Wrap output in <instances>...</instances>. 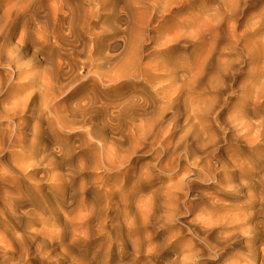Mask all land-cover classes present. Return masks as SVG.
<instances>
[{
	"label": "bare ground",
	"instance_id": "bare-ground-1",
	"mask_svg": "<svg viewBox=\"0 0 264 264\" xmlns=\"http://www.w3.org/2000/svg\"><path fill=\"white\" fill-rule=\"evenodd\" d=\"M23 4L20 2L6 12L7 23L19 28L17 21L24 22L26 15L29 16L35 21L34 37L25 40L26 43L23 40L0 42V64L14 68V61L24 57L30 59L27 68L41 63L48 64L49 68L22 78L33 89L25 101L19 98L0 102V154L10 148L13 163L10 169L0 165V195L3 206L10 211L17 212V207L29 202L49 215L40 221V229L33 225L27 241L38 240L41 248L45 247L43 257L49 259V250L55 247L63 256H70L75 243L81 240L77 229L84 218L78 215L70 218L59 213L66 203L61 191L66 190L69 183L54 176L50 189L59 194V200L52 207L46 201L47 195L40 193L37 198L29 186L42 180L35 172L37 166L62 164L63 157L55 155L56 147L51 138L76 129L78 122L74 118L81 115L82 108L77 104L75 109L61 116L53 100L66 88L79 86L84 77L82 71L88 69L87 76L101 82L136 83L134 86L140 87L131 90L133 95L143 90L146 85L143 81L160 79L165 99L161 109L163 118L170 107L183 105L189 128L181 138V146L186 152L185 161L194 168V176L184 182L179 194L166 200V205L171 212L170 218L178 222L184 211L191 212L201 205L204 206L202 211L210 207L212 210L205 212L207 217L199 216L195 226L200 234L212 233L214 241L209 242V236L201 238L195 233L197 241L182 245L181 249L176 245L174 255L183 259L182 264H259L257 255L261 253L260 240L264 236V230L260 229L261 224L264 228V222L259 221L264 217V198H261L264 176H259L264 168L262 6L255 0H51L49 11L42 15L43 5ZM90 4L97 7H89ZM110 18L115 22L106 29L105 22ZM98 29L101 31L97 32ZM109 30L115 32V36L124 35L121 55L125 52V57H119L111 67L102 70V60L109 64L117 58L100 50L101 42L102 46H110L101 39ZM146 38H155L152 42L161 48L159 62L143 64L142 42ZM189 47L192 49L185 56L177 54L180 49ZM61 50L73 56L70 63L55 60ZM2 90L5 85L0 82V92ZM35 104L40 105L39 114L31 110ZM146 105L148 103L143 101L129 110L142 118L148 110ZM46 114L48 117H44ZM163 118L158 116L141 136H146L150 130L155 140H160L163 133L162 146L169 147L173 135ZM35 119L37 122L32 123ZM42 120L45 126L41 125ZM27 132L43 137L46 142L41 145L30 141L25 136ZM239 144L246 148L237 147ZM63 145L60 151L68 150L69 145ZM185 171L187 176L190 171ZM202 185L214 186L223 199L201 194ZM240 187L250 189L245 194L248 197L239 196L235 202L228 201L232 197L227 194ZM257 187L262 189L257 192ZM76 191L71 192V198H75ZM198 200L201 202L196 204ZM114 203V206L119 205ZM122 204L126 206L124 201ZM221 213L224 215L218 217ZM116 217L121 231L119 238L123 237L125 229L136 228L138 234H142L143 237L138 236L135 253L141 254L139 245L152 244L153 239L143 235L149 224L146 217L140 220H130L126 216L121 219L120 214ZM51 221L54 226L64 222L68 224L67 229L61 232L46 229ZM69 233L73 237L71 241H68ZM19 241L20 237L15 241L17 246ZM4 244L5 241H0L4 263L15 264L23 259L19 250L16 252L12 246Z\"/></svg>",
	"mask_w": 264,
	"mask_h": 264
},
{
	"label": "rangeland",
	"instance_id": "rangeland-1",
	"mask_svg": "<svg viewBox=\"0 0 264 264\" xmlns=\"http://www.w3.org/2000/svg\"><path fill=\"white\" fill-rule=\"evenodd\" d=\"M20 2H23L24 6L30 3L29 7L35 4L43 5L42 15L49 11L51 4V0H0L1 43H16L22 40L26 43L25 40L34 37L35 21L29 16L26 15L24 22L17 21L19 28L13 23H7L6 12ZM255 2H258V6H262L261 15H264V0H255ZM89 7L97 6L90 4ZM263 20L261 17L260 21ZM114 22V18L108 19L105 22V28ZM100 31V29L97 30V32ZM115 35V32L109 30L101 36V39H104L110 46H102L101 42L100 50L117 57L109 64L102 60L100 62L103 64L102 70L111 67L119 57H125V52L121 55L124 35ZM95 36L97 37V35ZM86 40H89V36L86 37ZM154 40L156 39L146 38L142 42L143 64L160 61L159 50L161 48L152 42ZM261 42L264 45V35ZM191 49L192 47L187 50L180 49L177 54L180 57L185 56ZM58 59L67 64L72 61L73 56L69 52L61 50L55 56V60ZM29 61V58L19 57L14 61V68L0 64V82L5 85V90L0 92V102L7 103L19 98L25 101V97L33 89L22 78L40 74L49 68L46 63L35 64L27 68ZM261 66L264 69V55ZM87 70L82 71L84 77L80 79L79 86L66 88L61 95L53 100L54 106L59 108L61 116L69 109H75L77 104H80L82 108L81 115L74 118L78 122L76 129L63 131L62 136L51 138L56 147L55 155L63 157V161L60 160L62 164L59 166L50 164L46 167L49 163H45L43 166H37L35 172L38 179L42 180L36 185L29 186V190L37 198L41 196L40 193L47 195L46 201L52 207L59 200V194L50 189L54 176L63 178L69 183V187L61 191V194L63 193L62 195L65 196L66 203L60 207L59 213L70 218L77 215L84 218L83 224L77 229L81 240L75 243L74 251L70 252V256H63L59 253V248L55 247L49 250L50 258H44L45 247L41 248V243L38 240L29 243L27 238L30 236L28 231L33 228V225H36L35 229H40L42 227L40 221L49 215L42 209L31 206L29 202L17 207V212L10 211L3 206V198L0 195V241H5L4 245L12 246L16 252L19 250L23 259L14 262L15 264H182L183 259L174 255L176 245H179L181 249L182 245L197 241L198 237L195 233L199 234L201 238L209 236L207 240L209 242L214 241L212 233L200 234L195 226L199 216L207 217L205 212L211 211L210 207L202 211L200 209L204 206L201 205L191 209V212L184 211L180 216V222H178V220L173 221L175 218H170L171 212L168 211L166 205V200L179 194L184 182L194 176L192 174L194 168L185 161L186 152L181 146L183 142L181 138L189 128L183 105L170 107L163 118L161 109L165 99L160 87L162 85L160 79L154 77L151 80L143 81L144 84L146 83L143 90L135 92L133 95L131 90L140 87L134 86L137 85L136 83L129 85H124L123 82L108 84L88 77ZM127 83L129 82L127 81ZM130 97L132 98L130 99ZM143 101L148 103L145 116L142 118L134 116L129 108ZM31 110L39 114L40 105L35 104ZM158 116L165 119L167 129L173 135L169 147L162 146L163 133L158 138L160 140H155L156 136H152L150 130L146 136H141L143 130H148L149 125ZM44 117H48V115L46 114ZM35 122H37L36 119L32 123ZM41 125H46L44 120L41 121ZM25 136L30 141H37L41 145L46 142L43 137L34 136L33 132H27ZM63 143L69 145L68 150L60 151L64 149ZM237 147L246 148L243 144H239ZM9 151L10 148L7 147L5 152L0 154L2 155L0 156V165L6 169H10L13 164ZM107 157L110 160H107ZM44 169L47 171H43ZM185 169L190 171L187 176ZM259 176H264V168L263 173ZM237 182H239L238 178ZM81 186L83 189H80ZM202 187L201 194L223 199L221 197L223 195L213 189L214 186L202 185ZM261 189V187L256 188L257 192ZM73 190H77L75 198L70 196ZM248 190L250 189L240 187L232 194L228 193L227 195L232 197L228 201L235 202L239 196L248 197L245 196ZM261 198H264V195ZM123 201L126 206L122 204ZM114 202L119 205L114 206ZM188 202H190L189 199ZM200 202L198 200L195 203L199 204ZM117 214H120L121 219L124 216L130 220L138 218L140 220L146 217L149 221L144 232L142 229L140 231L142 230L147 239L151 237L153 242L152 244L139 245L141 254L135 253L134 249L138 236L143 237L142 234L139 235L136 228L130 231L125 229L123 237L119 238L118 235L121 231L117 226ZM223 215L224 213H221L217 216L222 217ZM259 221L264 222V217H260ZM51 223L52 221L46 229H55L57 232L67 229L68 226V224L64 225V222L58 226ZM260 226L262 227L263 224ZM261 227L260 229L264 230ZM18 237H20V241L17 242L19 244L17 246L15 241H18ZM68 238V241L73 238L71 233L68 234ZM260 245L261 253L257 255V258L259 264H264V236L260 240ZM150 252L153 254H149ZM239 255L242 256V254ZM2 257L3 254L0 251V264L4 263ZM232 261L235 262V260Z\"/></svg>",
	"mask_w": 264,
	"mask_h": 264
}]
</instances>
